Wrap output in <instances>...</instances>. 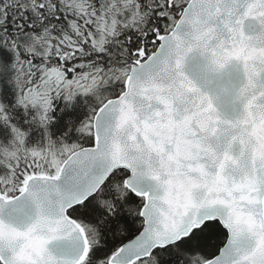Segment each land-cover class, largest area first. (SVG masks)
<instances>
[{
	"label": "snow or ice",
	"instance_id": "obj_1",
	"mask_svg": "<svg viewBox=\"0 0 264 264\" xmlns=\"http://www.w3.org/2000/svg\"><path fill=\"white\" fill-rule=\"evenodd\" d=\"M0 264H264V0H0Z\"/></svg>",
	"mask_w": 264,
	"mask_h": 264
},
{
	"label": "trees",
	"instance_id": "obj_2",
	"mask_svg": "<svg viewBox=\"0 0 264 264\" xmlns=\"http://www.w3.org/2000/svg\"><path fill=\"white\" fill-rule=\"evenodd\" d=\"M74 111L76 114L82 115L84 112V105L82 100H78L77 104L74 106Z\"/></svg>",
	"mask_w": 264,
	"mask_h": 264
}]
</instances>
